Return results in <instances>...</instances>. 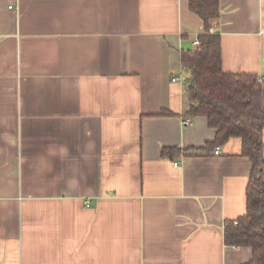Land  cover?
Segmentation results:
<instances>
[{"label":"crops","instance_id":"1","mask_svg":"<svg viewBox=\"0 0 264 264\" xmlns=\"http://www.w3.org/2000/svg\"><path fill=\"white\" fill-rule=\"evenodd\" d=\"M219 5L222 68L264 86V0ZM202 31L188 0H0V264L251 258L223 242L246 208L241 139L209 149L216 129L185 114Z\"/></svg>","mask_w":264,"mask_h":264},{"label":"trees","instance_id":"2","mask_svg":"<svg viewBox=\"0 0 264 264\" xmlns=\"http://www.w3.org/2000/svg\"><path fill=\"white\" fill-rule=\"evenodd\" d=\"M189 10L203 21L194 50L181 52L187 97L185 114L206 117L215 137L213 148L230 137L241 139V155L250 161L245 187V212L223 228L227 246H248L251 258L242 264H264V86L253 73L225 71L221 64V35L213 30L220 15L219 0H188ZM162 113L168 114V111ZM175 147H163L162 156H173ZM236 222V223H234Z\"/></svg>","mask_w":264,"mask_h":264},{"label":"built area","instance_id":"3","mask_svg":"<svg viewBox=\"0 0 264 264\" xmlns=\"http://www.w3.org/2000/svg\"><path fill=\"white\" fill-rule=\"evenodd\" d=\"M8 7L11 8V5H9ZM173 80H175V78H173ZM257 81L261 82L262 81V77H258L257 78ZM182 123H183V125L188 124L189 123V119L188 118H184L183 121H182ZM212 153L218 154L219 153V150L218 149H214V150H212ZM177 164H178V162L177 161H174V165H177ZM234 223H236V222H234Z\"/></svg>","mask_w":264,"mask_h":264}]
</instances>
